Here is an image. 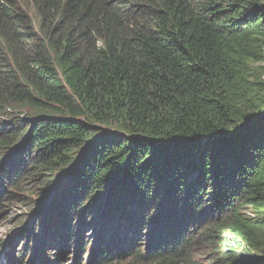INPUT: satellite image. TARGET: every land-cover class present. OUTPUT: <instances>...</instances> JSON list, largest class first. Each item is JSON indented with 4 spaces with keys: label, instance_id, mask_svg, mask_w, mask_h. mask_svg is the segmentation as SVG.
<instances>
[{
    "label": "trees",
    "instance_id": "trees-1",
    "mask_svg": "<svg viewBox=\"0 0 264 264\" xmlns=\"http://www.w3.org/2000/svg\"><path fill=\"white\" fill-rule=\"evenodd\" d=\"M30 178L72 264L96 196L89 264H264V0H0V205Z\"/></svg>",
    "mask_w": 264,
    "mask_h": 264
},
{
    "label": "rangeland",
    "instance_id": "rangeland-1",
    "mask_svg": "<svg viewBox=\"0 0 264 264\" xmlns=\"http://www.w3.org/2000/svg\"><path fill=\"white\" fill-rule=\"evenodd\" d=\"M22 4L34 17L35 11L32 5L25 2H22ZM6 156H4V158ZM37 170V168H34L31 172L36 174L38 173ZM59 170V168L55 169V172L57 173L54 175V178L56 176L59 177L61 173ZM36 179V182L41 181L39 180L40 178ZM36 182H31L30 178L28 180V185L24 186V190H21L18 185V188L16 186L9 187L10 181L8 186H6L7 191L10 190V192L4 193V196L2 197L3 204L0 205V264H9L11 258L13 264H72L77 258L74 244H70L72 245L70 251L63 252L58 247V244L54 246V242H51L50 244L42 242V246L39 245L38 236L42 235V233L47 230L48 226L45 216L51 211H48V209L46 210L45 204H47L52 198L51 195L53 188L52 185L49 187H45L44 185L38 188L41 184ZM20 183L25 185L26 179L17 182V184ZM14 196H17V199L19 197L15 204L12 202ZM100 199L101 196H96L87 203L86 198L84 197L82 203L86 205V208L83 211V214L80 212L81 209L80 211H77L76 209L68 215L69 223L73 230L78 231L79 228L80 230L85 228L83 237L85 238L86 246L83 247V250L81 251V264L90 263L89 253L91 252L92 255V250H90L92 247L91 241L94 240L95 242L96 240V236L92 230V223H94L97 219L96 216H98L94 210L93 204L99 202ZM39 210H41V212ZM39 213H41V216H39L38 219L36 215ZM81 223L85 226H80ZM32 226L34 231L32 233L28 231L30 234L28 239L21 238L15 242L14 246L11 245L13 238L19 237L18 234L22 229L31 228ZM112 230L114 231L115 229ZM107 237H110L108 233ZM26 242H28V248H26ZM145 246L146 242L143 241L140 244V248H145Z\"/></svg>",
    "mask_w": 264,
    "mask_h": 264
}]
</instances>
